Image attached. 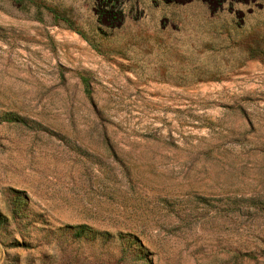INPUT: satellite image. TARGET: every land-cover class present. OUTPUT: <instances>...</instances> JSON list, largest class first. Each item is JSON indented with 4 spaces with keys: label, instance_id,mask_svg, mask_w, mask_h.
I'll use <instances>...</instances> for the list:
<instances>
[{
    "label": "rangeland",
    "instance_id": "374dc122",
    "mask_svg": "<svg viewBox=\"0 0 264 264\" xmlns=\"http://www.w3.org/2000/svg\"><path fill=\"white\" fill-rule=\"evenodd\" d=\"M0 264H264V0H0Z\"/></svg>",
    "mask_w": 264,
    "mask_h": 264
},
{
    "label": "trees",
    "instance_id": "16d2710c",
    "mask_svg": "<svg viewBox=\"0 0 264 264\" xmlns=\"http://www.w3.org/2000/svg\"><path fill=\"white\" fill-rule=\"evenodd\" d=\"M82 83L84 81L82 80ZM85 86V85H84ZM83 92L87 94V89L84 87ZM3 122L6 123H20L23 124L24 121L21 119H18L16 117H11L10 115H6L3 119ZM70 230H72V236L75 238H82L83 240L86 241H94V240H99L101 242H106L108 241L109 238H111V235L105 232H97L93 230L91 227L87 225H77L73 227H68ZM116 237L121 238L123 241L125 237L130 238L129 235L121 236V235H116ZM130 243H127V245Z\"/></svg>",
    "mask_w": 264,
    "mask_h": 264
}]
</instances>
